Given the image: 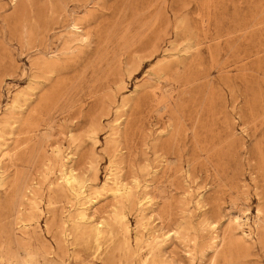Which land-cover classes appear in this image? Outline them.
Wrapping results in <instances>:
<instances>
[{"label":"rangeland","instance_id":"rangeland-1","mask_svg":"<svg viewBox=\"0 0 264 264\" xmlns=\"http://www.w3.org/2000/svg\"><path fill=\"white\" fill-rule=\"evenodd\" d=\"M0 264H264V0H0Z\"/></svg>","mask_w":264,"mask_h":264},{"label":"bare ground","instance_id":"bare-ground-1","mask_svg":"<svg viewBox=\"0 0 264 264\" xmlns=\"http://www.w3.org/2000/svg\"><path fill=\"white\" fill-rule=\"evenodd\" d=\"M75 25V24H74ZM75 27V26H74ZM66 182L69 184V185H73V184H75L76 183V179H74V178H72V177H70V178H66ZM34 215V214H33ZM32 215V216H33ZM34 217V216H33ZM123 219V218H122ZM231 220H232V223L233 224H240L241 222H243L244 223V221L245 220H243L241 217H240V215H233L232 216V218H231ZM243 220V221H242ZM100 226V225H99ZM94 230V229H93ZM99 230V229H98ZM99 233H100V231H99ZM95 234V233H94ZM163 236V235H162ZM190 246V245H189Z\"/></svg>","mask_w":264,"mask_h":264}]
</instances>
